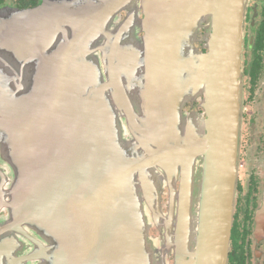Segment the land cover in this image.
Segmentation results:
<instances>
[{
	"label": "water",
	"instance_id": "1",
	"mask_svg": "<svg viewBox=\"0 0 264 264\" xmlns=\"http://www.w3.org/2000/svg\"><path fill=\"white\" fill-rule=\"evenodd\" d=\"M245 11L246 0H42L0 7V118L9 122L0 128V173L8 171L7 151L15 159V176L0 182V205L25 207L2 220L43 218L60 229L66 220L69 241L75 204L78 264H167L172 242L178 264H226ZM204 16L210 18L207 51L194 53L195 28L189 37L185 19ZM186 51L199 75L181 83L172 70ZM127 64L137 75L126 73ZM127 77L143 79L139 93L148 97L139 115L128 110ZM192 92L203 95L204 113L187 118L181 102ZM186 119L193 129L182 131ZM23 146L31 154L20 161L12 149ZM178 157L186 172L174 209L163 196ZM51 205L64 207L44 208ZM34 240L35 253L0 257V264H71V241L64 259L61 245Z\"/></svg>",
	"mask_w": 264,
	"mask_h": 264
},
{
	"label": "flooded vegetation",
	"instance_id": "2",
	"mask_svg": "<svg viewBox=\"0 0 264 264\" xmlns=\"http://www.w3.org/2000/svg\"><path fill=\"white\" fill-rule=\"evenodd\" d=\"M41 2L42 0H39L35 5L25 7L7 4L0 7L27 8L34 7ZM124 16L125 14L122 13L121 17ZM138 16L140 19L143 18L141 13ZM192 24L195 28L192 36L194 53H205L207 51V40L210 37V18L200 17L196 23H192L191 19H185V30L188 35L192 30ZM145 33L139 31L140 36H144ZM188 49H190V46ZM191 54L190 51H186L181 64H178V68H173L172 70L174 79L181 83L184 79L186 82L193 81L199 75L198 63L195 60H191ZM241 64L243 88L242 123L238 147L230 243L226 264H264V0H246ZM124 66H128V64ZM181 70L184 71V76L180 78ZM131 71L132 69L128 66L126 73L137 75L136 72L133 73ZM142 81L143 79L137 77L124 78V82L128 83L130 87L128 90L130 92L127 94L130 104V109L128 110L135 115H139L144 111L146 97H148L145 93H139ZM190 95L181 102L182 112L185 113L187 118L189 115H203L204 111L201 106L203 95L199 92H192ZM187 123L188 119L182 126V131L193 129L192 122ZM8 125L7 119L0 118L1 129ZM23 147L24 149L17 151L11 148L15 155H21L20 161L27 157L28 154H31L28 146ZM5 155L10 163L4 165L8 171L0 173V182L3 179L5 181L15 176V159H13L11 150L7 151ZM175 160L177 164L170 165V182L164 189L166 196H163L166 205L170 203L174 209H176L179 202V193L182 190L181 185L186 172L185 158L178 157ZM193 171L195 177H197L200 172L199 159L193 162ZM63 207V205H51L44 208L54 209L56 212V210L59 211ZM21 208L25 207L0 205V257L18 260L28 251L35 253L38 246L35 244L34 239H37L46 244L52 242L61 245L59 253L65 259L66 256L68 258V247L65 249V244L71 241V264H78L79 212L75 204L70 207V232L72 238L69 241L67 240V230L62 231L66 226H70V224L67 225L68 221L66 220L64 221L65 226L63 229L50 224L43 218L35 223L26 222L24 218L21 221L13 222L2 220V217L6 219L9 215H13L14 211L10 210H19ZM156 229L154 227L151 228L150 233L157 234L158 231ZM170 229L174 231V223ZM172 240L174 241L173 237ZM177 249L176 243L172 242L166 256L167 264H178ZM46 255L54 257L57 253L55 252L54 255L52 251H49ZM14 260L11 264H19V262ZM42 260L32 264H57L47 259Z\"/></svg>",
	"mask_w": 264,
	"mask_h": 264
},
{
	"label": "trees",
	"instance_id": "3",
	"mask_svg": "<svg viewBox=\"0 0 264 264\" xmlns=\"http://www.w3.org/2000/svg\"><path fill=\"white\" fill-rule=\"evenodd\" d=\"M38 1L39 0H0V6L10 4L25 7L35 5Z\"/></svg>",
	"mask_w": 264,
	"mask_h": 264
},
{
	"label": "rangeland",
	"instance_id": "4",
	"mask_svg": "<svg viewBox=\"0 0 264 264\" xmlns=\"http://www.w3.org/2000/svg\"><path fill=\"white\" fill-rule=\"evenodd\" d=\"M7 5H10V4H7Z\"/></svg>",
	"mask_w": 264,
	"mask_h": 264
}]
</instances>
